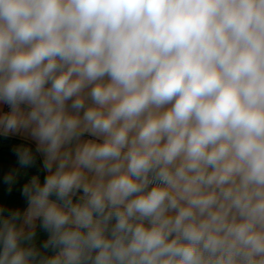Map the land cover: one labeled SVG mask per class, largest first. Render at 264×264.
I'll return each mask as SVG.
<instances>
[{"label": "clouds", "instance_id": "9594fccd", "mask_svg": "<svg viewBox=\"0 0 264 264\" xmlns=\"http://www.w3.org/2000/svg\"><path fill=\"white\" fill-rule=\"evenodd\" d=\"M3 105L0 264H264V0H0Z\"/></svg>", "mask_w": 264, "mask_h": 264}, {"label": "trees", "instance_id": "16d2710c", "mask_svg": "<svg viewBox=\"0 0 264 264\" xmlns=\"http://www.w3.org/2000/svg\"><path fill=\"white\" fill-rule=\"evenodd\" d=\"M20 144H28L35 154L34 165L26 168L27 182L33 175H38L41 181H43L44 178L40 160L32 144L12 136L4 137L0 135V206L4 207L5 215H7L9 210L16 208L23 209L27 206L26 199L22 195V192L14 190L12 187L13 184L9 186L3 180L4 175L9 172L16 174V171L20 166L14 151Z\"/></svg>", "mask_w": 264, "mask_h": 264}, {"label": "rangeland", "instance_id": "374dc122", "mask_svg": "<svg viewBox=\"0 0 264 264\" xmlns=\"http://www.w3.org/2000/svg\"><path fill=\"white\" fill-rule=\"evenodd\" d=\"M15 176H16V181L12 187L14 190L18 192H22V187L26 183V178H27V177L25 178V176H27L26 168L19 166Z\"/></svg>", "mask_w": 264, "mask_h": 264}, {"label": "crops", "instance_id": "0c3cea01", "mask_svg": "<svg viewBox=\"0 0 264 264\" xmlns=\"http://www.w3.org/2000/svg\"><path fill=\"white\" fill-rule=\"evenodd\" d=\"M0 110H2V111H8L9 109H8V106H7V105H3V106H0ZM12 137H15V138H19V139L25 140V141L29 142L30 144H32L33 147H34V149H36L35 142L31 141V140L28 139V138H25V137H23L22 135H12ZM88 138H90V137H85V139H88ZM37 156H38V158H39V160H40V163H41V166H42V156H41L39 153H37ZM43 173H44V171H43ZM44 175H45V173H44ZM26 177H27V176H25V178H26ZM26 182H27V178H26Z\"/></svg>", "mask_w": 264, "mask_h": 264}, {"label": "water", "instance_id": "95a60500", "mask_svg": "<svg viewBox=\"0 0 264 264\" xmlns=\"http://www.w3.org/2000/svg\"><path fill=\"white\" fill-rule=\"evenodd\" d=\"M43 234L41 233V236H42Z\"/></svg>", "mask_w": 264, "mask_h": 264}]
</instances>
